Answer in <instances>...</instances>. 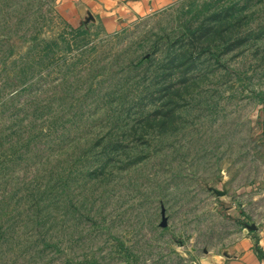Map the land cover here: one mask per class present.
Instances as JSON below:
<instances>
[{
  "label": "rangeland",
  "instance_id": "rangeland-1",
  "mask_svg": "<svg viewBox=\"0 0 264 264\" xmlns=\"http://www.w3.org/2000/svg\"><path fill=\"white\" fill-rule=\"evenodd\" d=\"M107 1L0 0V264H222L264 227V0Z\"/></svg>",
  "mask_w": 264,
  "mask_h": 264
},
{
  "label": "crops",
  "instance_id": "crops-1",
  "mask_svg": "<svg viewBox=\"0 0 264 264\" xmlns=\"http://www.w3.org/2000/svg\"><path fill=\"white\" fill-rule=\"evenodd\" d=\"M173 1L175 0H108L107 10L97 11L110 14V23L115 24V15L117 19L118 17L131 18L166 6ZM222 264H264V227L260 230L258 238L250 236L241 241L236 252H233L231 257Z\"/></svg>",
  "mask_w": 264,
  "mask_h": 264
}]
</instances>
